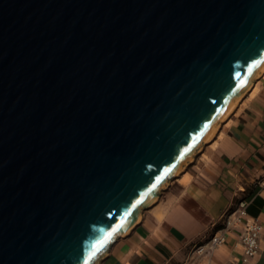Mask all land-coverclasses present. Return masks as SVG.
I'll use <instances>...</instances> for the list:
<instances>
[{
  "label": "water",
  "instance_id": "water-1",
  "mask_svg": "<svg viewBox=\"0 0 264 264\" xmlns=\"http://www.w3.org/2000/svg\"><path fill=\"white\" fill-rule=\"evenodd\" d=\"M263 69L264 0H0V264H97Z\"/></svg>",
  "mask_w": 264,
  "mask_h": 264
},
{
  "label": "crops",
  "instance_id": "crops-1",
  "mask_svg": "<svg viewBox=\"0 0 264 264\" xmlns=\"http://www.w3.org/2000/svg\"><path fill=\"white\" fill-rule=\"evenodd\" d=\"M182 170L97 264H242L240 236L253 220L261 233L249 264H264V73ZM242 199L247 206L241 222L214 249L197 252L219 228L223 213Z\"/></svg>",
  "mask_w": 264,
  "mask_h": 264
},
{
  "label": "built area",
  "instance_id": "built-area-1",
  "mask_svg": "<svg viewBox=\"0 0 264 264\" xmlns=\"http://www.w3.org/2000/svg\"><path fill=\"white\" fill-rule=\"evenodd\" d=\"M247 202L240 200L236 207L227 209L222 217L219 228L209 236L205 243L196 246L197 252H201L204 246L214 249L217 245L224 241V234L231 228L241 222V218L246 215ZM261 233V225L257 220L246 222L240 236L243 245L242 264H249V259L258 253L259 236Z\"/></svg>",
  "mask_w": 264,
  "mask_h": 264
},
{
  "label": "bare ground",
  "instance_id": "bare-ground-1",
  "mask_svg": "<svg viewBox=\"0 0 264 264\" xmlns=\"http://www.w3.org/2000/svg\"><path fill=\"white\" fill-rule=\"evenodd\" d=\"M262 73H264V69H263V71L259 74V76L262 74ZM242 97H244V94H243V96H241L239 99H238V101L235 103V105L231 108V110L227 113V115L221 120V122L217 125V127H216V129L214 130V132L206 139V141H205V143H208L209 141H211L212 139H213V137L216 135V133L218 132V130H219V128H220V125L228 118V116L232 113V111L234 110V108L236 107V105L239 103V101L240 100H242ZM204 144V143H203ZM195 159V156H194V158L192 159V161ZM184 172V170H181L175 177H178V176H180L182 173ZM173 179V178H172ZM172 179H170L169 180V182H171V180ZM158 200V197L156 198V200L155 201H157ZM155 201L152 203V205L155 203ZM151 205V206H152ZM141 218H142V214H141V217L139 218V220L137 221V222H139L140 220H141ZM130 230L131 229H129L125 234H127L128 232H130ZM124 234V235H125ZM124 235H122V236H124Z\"/></svg>",
  "mask_w": 264,
  "mask_h": 264
},
{
  "label": "snow or ice",
  "instance_id": "snow-or-ice-1",
  "mask_svg": "<svg viewBox=\"0 0 264 264\" xmlns=\"http://www.w3.org/2000/svg\"><path fill=\"white\" fill-rule=\"evenodd\" d=\"M107 242V240H104V241H101L100 243H99V247H103V245H104V243H106ZM99 250V248H97V251Z\"/></svg>",
  "mask_w": 264,
  "mask_h": 264
}]
</instances>
